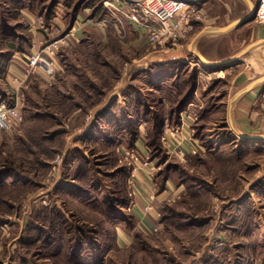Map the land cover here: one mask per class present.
<instances>
[{
  "label": "rangeland",
  "instance_id": "obj_1",
  "mask_svg": "<svg viewBox=\"0 0 264 264\" xmlns=\"http://www.w3.org/2000/svg\"><path fill=\"white\" fill-rule=\"evenodd\" d=\"M105 1L0 0L2 102L13 103L9 66L49 47L56 68L29 76L21 123L0 131V264H264V143L240 141L227 120L264 57L210 77L180 60L161 87L151 79L202 30L248 15L246 2L193 3L202 19L163 47ZM255 24L224 37L232 51Z\"/></svg>",
  "mask_w": 264,
  "mask_h": 264
},
{
  "label": "built area",
  "instance_id": "obj_2",
  "mask_svg": "<svg viewBox=\"0 0 264 264\" xmlns=\"http://www.w3.org/2000/svg\"><path fill=\"white\" fill-rule=\"evenodd\" d=\"M105 10L129 22L135 30L146 35L148 40L156 46L175 47L178 40L186 36L192 28L193 22L202 19V13L192 3L181 0H108L103 3ZM254 22L264 24V0H256ZM169 45V46H168ZM51 54L49 47L26 58V65L19 74L11 79L13 103L0 102V131H10L22 121L20 94L26 80L31 74L42 71L46 76L54 75L55 62L46 59L45 54ZM195 66L200 69V63ZM131 158L134 156L131 155ZM137 160L136 158H134ZM149 199L153 198L149 196ZM147 212L153 207H147Z\"/></svg>",
  "mask_w": 264,
  "mask_h": 264
},
{
  "label": "crops",
  "instance_id": "obj_3",
  "mask_svg": "<svg viewBox=\"0 0 264 264\" xmlns=\"http://www.w3.org/2000/svg\"><path fill=\"white\" fill-rule=\"evenodd\" d=\"M250 1L252 2L253 5H255L256 1L255 2L253 0H250ZM240 19L241 18H238V20ZM234 21H237V19L231 22H234ZM231 22L229 24H231ZM224 27H221V28H224ZM215 29H220V28L209 27L207 29L202 30L199 34H197L193 38V41L187 45L185 50H182L179 53L177 50V52H175V55L170 57L169 60L165 59V60L158 61L160 65L161 64L162 65L166 64V65H164L163 68L156 70L155 73H153V76H151V79H153L154 82H158L157 87H161L160 86L161 82L164 81V79H166V76H167L166 71H168V69L166 68H168L170 64H173L180 60L188 61L189 63L192 62L194 64L196 61L199 60L198 56H200L207 63V65L210 66L211 64L219 63L221 61H226V59L236 57L237 54L242 51V49H244L245 47L251 44L258 43V41H261V43L251 48V50H249L243 57H246L249 54H253V53H257L256 58H257V55L259 54H262V57H264V49L261 50V48H264V24H255V26H252L251 31L249 33L250 42L243 44L242 48H240L239 50L237 49L233 51H232V46L229 47V43L231 42V40L227 39V41H225V38H226L225 36L230 34L233 30H237V28L228 31L225 34H215L209 31V30H215ZM74 30L75 28H73V31ZM138 34L141 35L140 32ZM222 41L224 42L222 43ZM225 42L228 45L225 44ZM244 42L245 41H243V43ZM243 57L240 60H242ZM198 62L203 64L209 70V72L211 73V74H208L209 77L211 75L217 76V75L222 74L220 70L221 68H216L213 66H210V67L206 66L200 60ZM19 66L20 67H15V68L13 66H9V68L7 69V72H8L7 82H8V86L10 87L9 89H11V92H10L11 94H12L11 79L13 76L19 74V72L22 71V69L24 68V63L22 64L20 62ZM160 74L164 75V79L161 77ZM260 78H264V74L263 76L256 78V79H249V80L247 79L248 80L247 82L243 81V83H240V84H239L240 82L239 81L236 91L232 94L230 99H228L227 101V109H228L227 120L229 121V126L231 130L233 131L234 135H236L240 141L243 139H241L240 136L235 134L234 128L240 133L241 136H248V137H256V136H261V135L264 136V118H261L257 112V109H255L256 104H257L256 100L260 94V91L259 92L257 91L259 89V86L264 84V82L260 83L258 86H256V88H254L250 92L237 97L239 94L243 92V90L247 88L248 85L259 80ZM262 94H264V92ZM2 100L3 98H2V95L0 94V102H2ZM247 141L251 142L254 145H256L257 143L258 144L262 143V142H253L249 140ZM149 187L147 184H145V188H149ZM136 204H137V207L133 209V215L135 216L137 221L140 222V225L145 228L146 225L148 224V220H146L148 217L143 212L144 211L143 208L145 206L143 204V199L140 197V199L138 200V203ZM120 235L117 234L116 236L117 242L124 241L125 237L123 235L121 236Z\"/></svg>",
  "mask_w": 264,
  "mask_h": 264
},
{
  "label": "water",
  "instance_id": "obj_4",
  "mask_svg": "<svg viewBox=\"0 0 264 264\" xmlns=\"http://www.w3.org/2000/svg\"><path fill=\"white\" fill-rule=\"evenodd\" d=\"M181 1H185L187 3H205L206 1L208 0H181ZM247 4V6H249L250 8V12L248 15H246L245 17L241 18L240 20H237V21H234V22H231V24L225 26L224 28H220V29H215V30H209L210 32L212 33H215V34H225L226 32L232 30V29H235V28H239L241 27L242 25L248 23L249 21L253 20L254 19V13L256 11V6H254L252 4V2L250 0H244ZM259 43H261V41H258V43H254V44H251L247 47H245L244 49H242L241 52H239L237 54L236 57L234 58H230V59H226V61H221L219 63H215V64H211L210 66H213V67H216V68H226L228 66H231V65H234L238 62V60H240L243 56H245V54L251 50V48L257 46ZM199 60L202 61L206 66H209L207 65V63L200 57L198 56ZM198 60V61H199ZM209 66V67H210ZM264 82V78H260L259 80L251 83L250 85L247 86V88L245 90H243V92L241 94H239L237 97L245 94V93H248L250 92L251 90H253L254 88H256V86H258L260 83ZM236 97V98H237ZM240 136V135H239ZM241 139L243 140H249V141H253V142H264V136L261 135V136H256V137H248V136H240Z\"/></svg>",
  "mask_w": 264,
  "mask_h": 264
},
{
  "label": "trees",
  "instance_id": "obj_5",
  "mask_svg": "<svg viewBox=\"0 0 264 264\" xmlns=\"http://www.w3.org/2000/svg\"><path fill=\"white\" fill-rule=\"evenodd\" d=\"M189 97H190V96H189ZM187 99H188V98H187ZM187 99H185V100L183 101V103L186 102ZM181 106H182V104H181ZM184 106H185V105H184ZM184 106L179 107V111H180V109L183 108Z\"/></svg>",
  "mask_w": 264,
  "mask_h": 264
}]
</instances>
